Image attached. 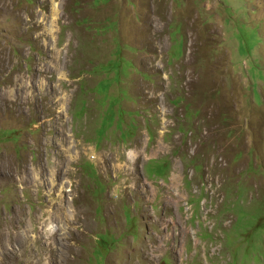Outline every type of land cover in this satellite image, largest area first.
Instances as JSON below:
<instances>
[{
	"label": "rangeland",
	"instance_id": "374dc122",
	"mask_svg": "<svg viewBox=\"0 0 264 264\" xmlns=\"http://www.w3.org/2000/svg\"><path fill=\"white\" fill-rule=\"evenodd\" d=\"M189 262L264 264V0H0V264Z\"/></svg>",
	"mask_w": 264,
	"mask_h": 264
},
{
	"label": "trees",
	"instance_id": "16d2710c",
	"mask_svg": "<svg viewBox=\"0 0 264 264\" xmlns=\"http://www.w3.org/2000/svg\"><path fill=\"white\" fill-rule=\"evenodd\" d=\"M177 54H174L173 57L176 58ZM180 57V56H178ZM13 135H16L15 130H11L7 137H13ZM131 133L129 132L128 134H123L122 137L127 138L130 137ZM18 138V137H17ZM169 163L165 160H150L147 164V173L149 174L150 177L154 178H165L168 177L169 175ZM96 173V170H94ZM201 202V201H200ZM225 239L227 246H234L237 242L238 239H240V236L238 235L237 232H235V227H233L229 231H225ZM205 237L208 239H213L212 234H208V232H205ZM114 239V238H113ZM241 240V239H240ZM211 262H214L215 260L211 257L209 258ZM166 263H168L167 260H165ZM188 264H193L192 262H189Z\"/></svg>",
	"mask_w": 264,
	"mask_h": 264
},
{
	"label": "bare ground",
	"instance_id": "6f19581e",
	"mask_svg": "<svg viewBox=\"0 0 264 264\" xmlns=\"http://www.w3.org/2000/svg\"><path fill=\"white\" fill-rule=\"evenodd\" d=\"M58 13V12H57ZM54 14H56V11H55V13Z\"/></svg>",
	"mask_w": 264,
	"mask_h": 264
}]
</instances>
